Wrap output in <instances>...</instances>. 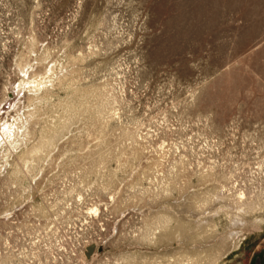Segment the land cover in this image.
Instances as JSON below:
<instances>
[{"label":"rangeland","instance_id":"obj_1","mask_svg":"<svg viewBox=\"0 0 264 264\" xmlns=\"http://www.w3.org/2000/svg\"><path fill=\"white\" fill-rule=\"evenodd\" d=\"M0 264H264V0H0Z\"/></svg>","mask_w":264,"mask_h":264},{"label":"bare ground","instance_id":"obj_2","mask_svg":"<svg viewBox=\"0 0 264 264\" xmlns=\"http://www.w3.org/2000/svg\"><path fill=\"white\" fill-rule=\"evenodd\" d=\"M240 226H243V220L235 217L231 223V231L224 239L221 240V246H231L232 242L239 235V231L236 228Z\"/></svg>","mask_w":264,"mask_h":264},{"label":"water","instance_id":"obj_3","mask_svg":"<svg viewBox=\"0 0 264 264\" xmlns=\"http://www.w3.org/2000/svg\"><path fill=\"white\" fill-rule=\"evenodd\" d=\"M94 249H95V246H91L89 248V251L92 252V251H94ZM102 250H103L102 248L99 249L100 252H102Z\"/></svg>","mask_w":264,"mask_h":264}]
</instances>
